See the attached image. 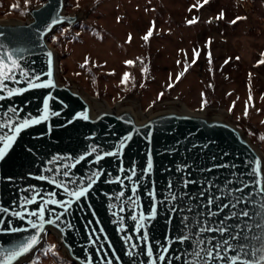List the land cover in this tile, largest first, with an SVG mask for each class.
<instances>
[{
	"label": "water",
	"instance_id": "95a60500",
	"mask_svg": "<svg viewBox=\"0 0 264 264\" xmlns=\"http://www.w3.org/2000/svg\"><path fill=\"white\" fill-rule=\"evenodd\" d=\"M66 7L67 0H43L28 10L27 20H0V44H3L0 52H13L19 57L30 78L39 75L38 82L51 79L56 85L30 89L12 97L6 91L0 93L5 96L0 100V123L7 121L4 113L12 115L8 112L12 107L18 110L14 120L38 118L44 100L50 96L53 98L49 100L50 113H59L50 114L47 121L22 131L0 160V251L14 247L35 232L26 221L11 215L12 212L25 209L31 212L44 207L48 210L45 220L54 218L64 209L47 201L74 198L52 181L57 184L63 181L71 190L81 183L87 186L93 174H98V179L88 195L73 203L56 226L46 224L40 243L12 264H24L32 259L51 232L58 235L67 258L74 264H88L89 260L91 264H107L109 260L111 264H151L146 255L148 244L154 257L164 246L168 247L163 264H200L191 255L199 240L205 241L201 245L205 248L209 239L213 243L223 239H229L232 245L246 243L249 250L264 246V192L260 191L264 187V153L251 133L223 112L193 111L178 104L146 112L132 103L95 106L78 86L59 79L58 53L50 37L58 27H73L86 15L85 9L68 13ZM49 71L51 77L47 75ZM17 79L19 83L8 82V86L28 87L19 72ZM80 113H86L88 119L80 118ZM129 136L131 139L127 140ZM121 142H124L122 149ZM109 152L118 155H105ZM80 156L85 159L77 163ZM97 156L103 159L97 160ZM149 158L153 164L151 171L147 169ZM257 160L261 161V173L253 176ZM65 165L75 166L65 168ZM64 171L69 172L75 184L62 175ZM33 196L36 202L25 205V199ZM237 197L250 202L233 208L231 205ZM210 199L213 203L209 206ZM224 204L229 207L222 208ZM153 207L156 215L147 219ZM3 209L9 211L5 213ZM241 210L249 215L229 218ZM134 215L137 221L132 220ZM141 215L146 218L145 227L137 234L135 226ZM220 221L228 229L223 235L199 231L206 226L220 227ZM17 227L29 230L10 231ZM145 232L146 242L142 239ZM236 233L241 234L240 241L230 239ZM182 235H188L190 240L179 242ZM129 236L130 241L126 240ZM133 243L137 245L135 249L131 247ZM129 251L133 252L132 256L128 255ZM221 254H225L224 248ZM226 254L238 253L227 251ZM0 260L4 257L0 256Z\"/></svg>",
	"mask_w": 264,
	"mask_h": 264
},
{
	"label": "rangeland",
	"instance_id": "374dc122",
	"mask_svg": "<svg viewBox=\"0 0 264 264\" xmlns=\"http://www.w3.org/2000/svg\"><path fill=\"white\" fill-rule=\"evenodd\" d=\"M42 1L0 0V20H27ZM80 9L86 15L79 23L60 26L50 37L61 82L78 86L99 106L132 103L146 112L178 104L223 112L264 153V0H67L68 13ZM149 30L153 35L145 41ZM193 50L200 53L194 64ZM126 72L134 78L127 85L121 83ZM24 264L74 263L51 232Z\"/></svg>",
	"mask_w": 264,
	"mask_h": 264
},
{
	"label": "snow or ice",
	"instance_id": "6c2138e0",
	"mask_svg": "<svg viewBox=\"0 0 264 264\" xmlns=\"http://www.w3.org/2000/svg\"><path fill=\"white\" fill-rule=\"evenodd\" d=\"M208 0H204V3H207ZM197 3H199V0H197ZM15 7V6H14ZM193 7H196V5L194 4ZM191 10V9H190ZM223 15V14H221ZM239 19V18H238ZM195 20L193 21H189V23H194ZM235 21H233L234 23ZM153 35L152 30H149L147 32V34L145 36H143V40L148 41L149 38ZM0 48H3V44H0ZM16 52H22V49H16ZM193 54H194V58L192 63L194 64L196 62V59L199 58V51L197 50H193ZM49 57H51V53L48 54ZM211 60V56L209 53V61ZM264 62V61H261ZM49 63L51 64V60L49 61ZM87 63V60H86ZM127 65L129 66H134L135 62L132 60L126 61L125 62ZM142 63V61H141ZM177 64H180V61H177ZM85 65H81V67H84ZM142 71L144 73H147L148 69L145 67L142 69ZM187 71V65L185 67L184 72H180L177 75V82L179 81V79L185 74V72ZM19 72L20 75H22L24 77V82L27 83L28 87L27 88H22V89H13L10 88L8 86V82H11L12 84H16L19 83L20 81H18L17 79V73ZM47 75L49 77H51L52 73L51 71H49L47 73ZM131 77L130 73H124L123 74V78L121 83L127 85V83L129 82ZM134 79V78H132ZM169 80L171 81V74L169 75ZM41 81V77L39 75L35 76L34 79L30 78L29 73L25 72L21 62H20V58L16 57L14 55L13 52H8V53H2L0 52V93L3 92H7V96L8 97H12L15 95H19L22 94L25 91H28L30 89H45V88H54L56 85L54 84V82L49 79L47 82H38ZM175 86L174 83H169L168 84V88L171 89ZM141 87H143V84H141ZM164 95L163 92L158 94L157 99L162 98ZM5 99L4 95H0V100ZM53 99L51 96L48 97L47 99L44 100L43 102V112L42 114L36 118V119H25L22 121L19 120H14L13 117L17 116L18 110L15 107H12L8 110V112H10L12 115H8V113H4V116H7V121L4 123H0V160H3L5 158L6 153L8 152V150L12 147L13 143L16 141L18 135L24 131L25 129H27L28 127H31L32 125L35 124H39L42 121H47L49 118V115H59V113L57 112H51L49 111V100ZM207 104V100L205 99L202 103V108L201 110H203V105ZM247 114V113H246ZM80 118L87 120L88 119V115L86 113H80L79 114ZM0 120H2V117H0ZM4 128H7L8 131L5 132L3 131ZM127 140L131 139V136L126 138ZM261 139H264V137H261ZM121 149L124 147V142H121L120 145ZM95 151V149L93 150ZM105 155H118V153L115 152H109V153H105ZM85 157L84 156H80L77 158V163L79 161L84 160ZM103 159L102 156H97V160ZM256 167L253 169L252 175L253 176H259L261 173V161L257 160L255 162ZM75 165H65V168L68 167H74ZM153 167L152 164V160L151 158H149L148 162H147V169L149 171H151ZM59 174V172H58ZM62 175L64 177H69V183L71 184H75L76 181H72L70 179V175L68 171H64L62 173ZM132 175H135V171L133 170ZM41 179H47V177H41ZM98 179V174H93L92 177H89V183L87 184V186H84L82 183L81 185H79L77 188L74 189H69L68 186H66L64 184L63 181H61V183L57 184L55 180H53L52 182L54 184H56L57 187H62L64 193H66L70 198H74V199H69L66 201H58V200H49L47 201V203L50 204H56L58 205L60 208L64 209V212H61L59 215H55L54 218L52 216H50L47 220H45V213L46 210L44 207H40L38 210H34V211H27L26 209L24 211H16V212H12L11 215L18 217L21 221H26V223L28 225H30V229L31 230H35L34 234L26 237L23 241L19 242L17 245H15L14 247L10 248V249H6V250H2L0 251V256L4 257V260H0V264H12L13 261L18 260L19 258L25 256L26 254L30 253L41 241L42 237L41 234L45 233L46 229H45V225H53L56 226L57 225V221L60 220V217L64 215L65 212L68 211V209L72 206L73 203L80 201L82 197H86L89 193V189L92 187V185L94 183H96V180ZM256 184L259 185L260 181L257 180ZM245 187H248L247 184H245ZM237 191L243 192V189H237ZM261 192H264V187L260 188ZM133 192H135V189H133ZM39 195V194H36ZM52 196L55 195V193L51 194ZM121 196L124 195L123 192L120 193ZM173 199H175L176 197L173 196ZM36 202L35 200V196H33L32 198H26L24 203L25 205L27 204H31ZM242 202H250V201H244L243 197H237L235 200V203H233L231 206L233 208H235L238 204L242 203ZM213 203V200L210 199L208 201L209 206ZM229 207V205L224 204L222 205V208H227ZM3 211L5 213H7L9 210L8 209H3ZM121 211H123V209H121ZM156 215V208L153 207L152 209V215L151 217H148L147 219H152L154 218ZM209 215H215V213H209ZM237 215H241V216H245L247 217L249 215V213L245 210H241V212L239 214L237 213H232L230 215L229 218L235 217ZM30 217H36L37 220H33ZM133 221H137L138 217L137 216H132L131 217ZM145 217L143 215H141V217L139 218L140 222L136 224L135 226V231L137 234H139L141 232V230L145 227ZM38 221V222H37ZM220 227H216L213 228L211 226H206V227H201L199 229V231L201 233L204 232H219L221 233V235H223L225 232L228 231L227 227L223 226L224 225V221H220ZM185 227H187V225H185ZM29 229H25V228H11L10 231L11 232H23V231H28ZM145 242L147 241V233L145 232V235L142 238ZM179 242L184 243L185 241H189L190 237L188 235H182L181 237L178 238ZM231 240H236V241H240L241 240V234L240 233H236L235 235H232L230 237ZM244 240H247V237H243ZM257 239H261L260 237H257ZM126 240L130 241L131 237H126ZM207 247H201V245L205 244L204 240H199L197 245L194 246L193 252L191 253L192 256L196 257L197 260L200 262V264H214L215 261H221L224 262V264H264V246L256 248L253 247L251 248V250H249V245L246 243H238L236 245H232L229 242V239H223L220 242L217 243H213V241L211 239L207 240ZM226 246V247H225ZM131 247L133 249H135L137 247V245L135 243H133L131 245ZM224 248L225 249V254L222 255L221 254V249ZM215 249V252L213 251ZM227 251H231V252H236L238 253L237 255H233V256H228L226 254ZM6 253V256H5ZM168 253V247L164 246L161 250L158 256L154 257V251L153 248L150 244L147 245L146 247V255L147 257L150 258L151 264H163V262L166 259V254ZM201 253H203V255H201ZM129 256L133 255V252L129 251L128 252ZM243 257V259H242ZM248 257H251V259H248ZM88 264H91V261L89 260ZM107 264H111V261L109 260L107 262ZM188 264H191V262H188Z\"/></svg>",
	"mask_w": 264,
	"mask_h": 264
},
{
	"label": "built area",
	"instance_id": "2783aa9c",
	"mask_svg": "<svg viewBox=\"0 0 264 264\" xmlns=\"http://www.w3.org/2000/svg\"><path fill=\"white\" fill-rule=\"evenodd\" d=\"M240 1L245 2V0H240Z\"/></svg>",
	"mask_w": 264,
	"mask_h": 264
},
{
	"label": "bare ground",
	"instance_id": "6f19581e",
	"mask_svg": "<svg viewBox=\"0 0 264 264\" xmlns=\"http://www.w3.org/2000/svg\"><path fill=\"white\" fill-rule=\"evenodd\" d=\"M95 106H99V105H95Z\"/></svg>",
	"mask_w": 264,
	"mask_h": 264
}]
</instances>
